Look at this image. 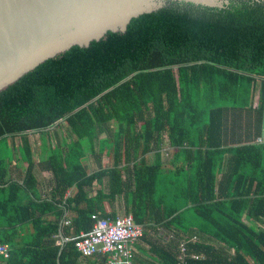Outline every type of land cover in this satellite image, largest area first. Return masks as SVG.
Here are the masks:
<instances>
[{"label": "trees", "instance_id": "1", "mask_svg": "<svg viewBox=\"0 0 264 264\" xmlns=\"http://www.w3.org/2000/svg\"><path fill=\"white\" fill-rule=\"evenodd\" d=\"M263 136L264 0L75 46L0 93V264H119L75 246L95 214L143 227L132 264H264Z\"/></svg>", "mask_w": 264, "mask_h": 264}, {"label": "water", "instance_id": "2", "mask_svg": "<svg viewBox=\"0 0 264 264\" xmlns=\"http://www.w3.org/2000/svg\"><path fill=\"white\" fill-rule=\"evenodd\" d=\"M184 2L224 8L229 0H0V93L44 62L89 47L130 22Z\"/></svg>", "mask_w": 264, "mask_h": 264}, {"label": "built area", "instance_id": "3", "mask_svg": "<svg viewBox=\"0 0 264 264\" xmlns=\"http://www.w3.org/2000/svg\"><path fill=\"white\" fill-rule=\"evenodd\" d=\"M92 218L94 220L92 230L89 233H82L75 241L77 250L83 256L104 254L110 255V262L132 264L133 247L143 236V227L135 223L132 215H122L112 220L95 214ZM187 252L186 242H182L177 264H191L190 259L201 258L198 254L189 255L188 258ZM0 256L5 259L9 258L10 248L8 245L0 243Z\"/></svg>", "mask_w": 264, "mask_h": 264}, {"label": "rangeland", "instance_id": "4", "mask_svg": "<svg viewBox=\"0 0 264 264\" xmlns=\"http://www.w3.org/2000/svg\"><path fill=\"white\" fill-rule=\"evenodd\" d=\"M40 135L41 134H39V133H31V135H30V139H31V142H32V146H33L34 152L36 153V157L38 159H42L41 158V155H40V145H41V141H40L41 136ZM262 139L264 140V137ZM85 148L87 150V154L90 156V152L89 151L91 149H90V145L88 144V142H85ZM163 156H164L163 157L164 164H166V165L168 164L169 165L170 159L168 158L166 152H163ZM150 159H151L152 162H154V156L151 155ZM86 164L87 165L88 164H91L89 158H87Z\"/></svg>", "mask_w": 264, "mask_h": 264}, {"label": "crops", "instance_id": "5", "mask_svg": "<svg viewBox=\"0 0 264 264\" xmlns=\"http://www.w3.org/2000/svg\"><path fill=\"white\" fill-rule=\"evenodd\" d=\"M263 137H264V136H263ZM263 137H262V138H263ZM260 141H261V139H260ZM122 214H123V213H122ZM194 238H195V237H194ZM194 238L192 239V241H195V240H196V239L194 240ZM141 245L144 246L143 244H141ZM135 248H136V246H135ZM146 248H150V246H149V245H146ZM179 248H180V246H179ZM178 256H179V254H178ZM146 258H148V257H146ZM177 258H178V257H177ZM156 262H157V264H159V260H158V261L156 260Z\"/></svg>", "mask_w": 264, "mask_h": 264}, {"label": "clouds", "instance_id": "6", "mask_svg": "<svg viewBox=\"0 0 264 264\" xmlns=\"http://www.w3.org/2000/svg\"><path fill=\"white\" fill-rule=\"evenodd\" d=\"M140 240V239H139ZM181 245V244H180ZM76 246V245H75ZM135 246V245H134ZM134 248V247H133ZM179 252H180V249H179ZM108 256H110V255H108Z\"/></svg>", "mask_w": 264, "mask_h": 264}]
</instances>
